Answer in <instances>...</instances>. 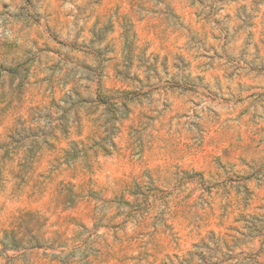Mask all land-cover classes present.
I'll return each instance as SVG.
<instances>
[{
	"label": "rangeland",
	"instance_id": "rangeland-1",
	"mask_svg": "<svg viewBox=\"0 0 264 264\" xmlns=\"http://www.w3.org/2000/svg\"><path fill=\"white\" fill-rule=\"evenodd\" d=\"M0 264H264V0H0Z\"/></svg>",
	"mask_w": 264,
	"mask_h": 264
},
{
	"label": "water",
	"instance_id": "water-1",
	"mask_svg": "<svg viewBox=\"0 0 264 264\" xmlns=\"http://www.w3.org/2000/svg\"><path fill=\"white\" fill-rule=\"evenodd\" d=\"M0 75H1V72H0Z\"/></svg>",
	"mask_w": 264,
	"mask_h": 264
}]
</instances>
